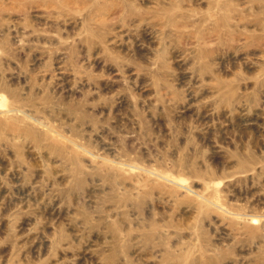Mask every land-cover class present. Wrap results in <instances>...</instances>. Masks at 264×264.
I'll return each instance as SVG.
<instances>
[{
  "label": "rangeland",
  "instance_id": "374dc122",
  "mask_svg": "<svg viewBox=\"0 0 264 264\" xmlns=\"http://www.w3.org/2000/svg\"><path fill=\"white\" fill-rule=\"evenodd\" d=\"M0 264H264V0H0Z\"/></svg>",
  "mask_w": 264,
  "mask_h": 264
}]
</instances>
